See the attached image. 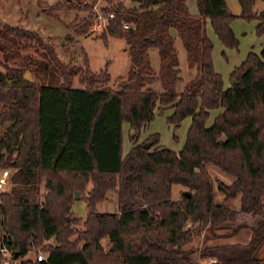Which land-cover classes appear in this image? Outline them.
<instances>
[{
  "label": "trees",
  "instance_id": "16d2710c",
  "mask_svg": "<svg viewBox=\"0 0 264 264\" xmlns=\"http://www.w3.org/2000/svg\"><path fill=\"white\" fill-rule=\"evenodd\" d=\"M129 1L127 8L105 0L101 9L107 20L99 38L124 40L129 59L112 89L107 68L94 73L86 57L82 66L65 64L37 32L0 24V171L11 174L0 192V245L12 253L10 264H264V255L255 257L264 242V45L230 72L225 88L206 29L209 23L223 48L236 50L232 22L255 21V34L264 36V10L234 0L235 15L226 0H196L191 16L187 0ZM97 2L87 0L84 10ZM91 16L75 25L77 35L88 31ZM175 37L194 69L180 93ZM28 49L34 56L21 54ZM158 114L175 129L190 119L179 151L161 146L157 133L140 140ZM125 125L131 146L123 155ZM207 164L233 181L213 180ZM214 181L222 204L213 201ZM173 185L185 189L177 200ZM78 192L85 193L80 220L71 212ZM109 192L117 211L100 213ZM238 196V210L225 204ZM245 216L251 224L239 223ZM226 223L236 225L217 234ZM241 230L250 232L246 243L187 247L206 231L203 244ZM32 248L45 260L26 258Z\"/></svg>",
  "mask_w": 264,
  "mask_h": 264
},
{
  "label": "rangeland",
  "instance_id": "374dc122",
  "mask_svg": "<svg viewBox=\"0 0 264 264\" xmlns=\"http://www.w3.org/2000/svg\"><path fill=\"white\" fill-rule=\"evenodd\" d=\"M87 0H0V24H5L11 27L17 26L30 31L37 32L43 41L52 43L60 60L68 65L82 66L83 58L86 57L87 65L91 71L98 73L107 68L110 75V81L106 84L107 88H114L118 78L126 76L129 70V59L124 40L119 38L109 37L108 41L104 43L99 37L104 30L105 25L97 27L101 23L98 16L105 17L101 9L104 8L105 0H98L95 6H92L90 11L84 10V5ZM125 7H132L133 4L129 0H123ZM188 13L191 16L197 15L196 0L186 1ZM237 7V6H236ZM51 16H50V15ZM92 14L89 21L91 26L83 35H77L74 32L75 25L79 24L83 19H87L88 15ZM233 33L238 40V47L234 49H224L220 41L215 36L209 23H207V30L211 35L213 42L212 54L214 56V64L216 70L228 80L230 71L234 69L252 50L257 52L259 50V39L261 36L255 34L253 24L244 20H237L233 26ZM174 46L177 50L178 59L181 70L182 81H179L176 86V91L180 93L183 86L189 77L194 74L193 68H187L185 65V51L180 45L179 40L175 41ZM21 54H29L34 56L31 50H21ZM224 52V54H222ZM151 64L156 70L159 64L156 50H150ZM73 87H77L76 81L73 82ZM154 88L159 89L158 84ZM166 115H156L154 120L143 130L144 133L153 132L159 135L160 145L175 152L179 151L185 141L187 127L189 120L182 121L180 127L174 128L168 125L165 121ZM124 137L127 135L126 129H123ZM143 134V133H142ZM143 141V138H140ZM140 141V142H141ZM130 144L125 140L123 143V150L127 151ZM207 174L213 179H218L226 185L233 181V177L223 173L212 164L205 166ZM214 181L213 201L215 204H222L223 194L216 189ZM7 189V188H6ZM5 189V190H6ZM90 189V184L86 190ZM185 191L179 185L172 186V199L177 200L179 193ZM85 193L78 192V198L72 206V217L80 220L86 215L85 203L81 200ZM232 209L239 208V196L225 203ZM97 211L100 213H115L117 211V196L113 192L107 194V200L97 204ZM240 224L249 223L248 218L240 217ZM237 223V222H236ZM236 225L235 223H226L225 227L218 230L217 234L229 233V227ZM80 229L81 222L75 226ZM209 232H203L199 237L195 238L187 247L199 248L208 245H216L221 243H244L249 240L250 232L248 230H241L238 235L229 240H208L204 242V238ZM46 245H51L52 240L45 242ZM45 252L40 248H32L26 255L28 259L37 258L38 254ZM264 255V242L258 248L255 257H262ZM12 263V261H10ZM9 263V264H10ZM18 263V262H17ZM201 264H206L202 261Z\"/></svg>",
  "mask_w": 264,
  "mask_h": 264
},
{
  "label": "crops",
  "instance_id": "0c3cea01",
  "mask_svg": "<svg viewBox=\"0 0 264 264\" xmlns=\"http://www.w3.org/2000/svg\"><path fill=\"white\" fill-rule=\"evenodd\" d=\"M226 2H227V5H228V7H229V9L232 11V13L233 14H235V15H238V13H239V8H238V5L236 4V2L234 1V0H226ZM237 6V7H236ZM264 10V2L262 1V0H254V5H253V11H255V12H257V13H259V12H261V11H263ZM196 16V15H195ZM237 20H242V19H236V20H234L233 22H232V24H231V29L233 28V26H234V24L236 23V21ZM251 23L253 24V29L255 30V26H256V22L255 21H251ZM206 29H207V27H206ZM232 31H233V29H232ZM207 35H208V37H209V39L211 40V42H212V38H211V35L209 34V32H208V30H207ZM175 36V35H174ZM176 38V37H175ZM178 39L176 38L175 39V41H177ZM261 42L259 43V50L257 51V52H254L252 49V47H251V50L248 52V53H250V52H254V53H256V54H258L260 51H261V48H262V46L264 45V36H261L260 37V39H259ZM180 42V41H179ZM212 44H213V42H212ZM180 45H181V43H180ZM182 46V45H181ZM222 54H224V52H222ZM245 59V58H244ZM243 59V60H244ZM242 60V61H243ZM241 61V62H242ZM212 62H213V67H214V70L217 72V73H219V71L218 70H216V68H215V64H214V56H213V54H212ZM240 62V63H241ZM239 63V64H240ZM180 64H181V62H180ZM238 64V65H239ZM159 65V64H158ZM158 65H157V67H156V70H157V68H158ZM185 65L187 66V68H189L188 67V65H187V63H185ZM237 65V66H238ZM233 70V69H232ZM231 70V71H232ZM230 71V72H231ZM220 74V73H219ZM221 75V74H220ZM221 77H222V80H223V84H224V87L225 88H228L229 86H230V81H229V77H228V80H226V78H223V76L221 75ZM190 78V77H189ZM212 115H211V117H210V119H209V121H208V125H210L211 124V122H212V120H213V118L215 117V115L217 114V112H214V113H211ZM187 120H189V124H190V119H187ZM124 127H125V129H126V133H127V135L124 137V134H123V129H124ZM188 127H189V125H188ZM188 127H187V129H188ZM123 129H122V153H123V155L124 154H126L127 153V151L129 150V148L130 147H128V150L127 151H124L123 150V143H124V140H125V142L127 141L128 142V136H129V129H128V126H123ZM143 134H141V138H145V137H147L148 135H150V134H153V132H147V133H144V132H142ZM129 143V142H128ZM130 144V143H129ZM130 146V145H129ZM73 206V205H72ZM239 209V208H238ZM238 209H234V210H238ZM71 211H72V208H71ZM73 212V211H72ZM244 218H248L249 219V217L248 216H245ZM239 219V218H238ZM240 220V219H239ZM250 220V219H249ZM247 224H251V220L249 221V223H247ZM244 243H246V242H244Z\"/></svg>",
  "mask_w": 264,
  "mask_h": 264
},
{
  "label": "built area",
  "instance_id": "2783aa9c",
  "mask_svg": "<svg viewBox=\"0 0 264 264\" xmlns=\"http://www.w3.org/2000/svg\"><path fill=\"white\" fill-rule=\"evenodd\" d=\"M108 18H113V15L110 14L108 15ZM98 19L101 20V23L97 25V27H103L106 24L107 18H102L98 16ZM123 28H127V25H123ZM10 171L9 170H1L0 171V192H3L8 186H9V181H10ZM0 255H1V260L3 264H9L11 261L12 253L5 248V246L0 245ZM37 260L38 261H43L45 260V256L43 254H38L37 255Z\"/></svg>",
  "mask_w": 264,
  "mask_h": 264
},
{
  "label": "water",
  "instance_id": "95a60500",
  "mask_svg": "<svg viewBox=\"0 0 264 264\" xmlns=\"http://www.w3.org/2000/svg\"><path fill=\"white\" fill-rule=\"evenodd\" d=\"M26 77H27V76H26ZM144 147H145V148H148V145L146 144V145H144ZM61 153H62V146H60V147L58 148V151H57V153H56V155H55V158H54V160H53V165L56 164V162H57L58 158L60 157ZM185 194H187V193H185ZM75 196L78 197V193H76Z\"/></svg>",
  "mask_w": 264,
  "mask_h": 264
}]
</instances>
